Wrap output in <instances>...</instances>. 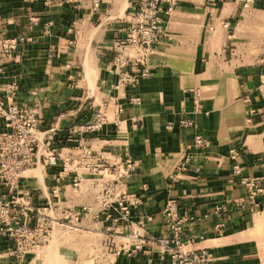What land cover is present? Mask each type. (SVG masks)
I'll return each mask as SVG.
<instances>
[{
	"label": "crops",
	"instance_id": "1",
	"mask_svg": "<svg viewBox=\"0 0 264 264\" xmlns=\"http://www.w3.org/2000/svg\"><path fill=\"white\" fill-rule=\"evenodd\" d=\"M245 2L178 0L165 37L148 55L150 73L129 86L113 62L130 18L128 0H99L98 6L94 0H0L5 102H39L40 130L55 128L53 146L63 156L80 145L108 161L129 155L136 169L121 187L141 197L131 224L114 222L101 210L100 172L72 164L57 181L58 168L45 167L42 157L19 192L32 193L29 224L37 223L39 210L52 229L48 243L23 264H171L155 241L173 235L163 214L171 198L185 239H193L185 249L207 248L210 264H264V209L252 215L238 206L246 189L240 175L233 178L235 164L243 176L264 175V0ZM5 37L18 39L11 58L2 54ZM118 105L123 109L116 113ZM99 109L110 118L100 131H73ZM197 134L210 145L196 148ZM188 155V171L179 172ZM75 170L82 175L77 186ZM0 195L9 196L2 183ZM83 206L78 220L66 218L64 211ZM136 230L154 241L131 251ZM11 246L0 234V264L14 261ZM55 255L60 259L52 260Z\"/></svg>",
	"mask_w": 264,
	"mask_h": 264
},
{
	"label": "built area",
	"instance_id": "2",
	"mask_svg": "<svg viewBox=\"0 0 264 264\" xmlns=\"http://www.w3.org/2000/svg\"><path fill=\"white\" fill-rule=\"evenodd\" d=\"M251 1L246 0L245 6ZM94 3L98 6L99 0H94ZM177 3L178 0H128L127 12L130 18L125 35L114 45L113 58L126 85L135 86L141 76L150 73L148 55L165 37L167 21ZM17 43V38L5 37L2 40V54L11 58ZM3 72L4 69L0 66V74ZM8 88L11 93L18 90L15 83H11ZM132 99L138 100L134 97ZM246 100L249 101V98L247 97ZM122 109L123 106L118 105L115 112L119 113ZM256 112L254 108L249 111L250 115ZM42 121L43 113L39 102L32 105L7 103L0 93V126L2 127L0 128V183L7 187L9 194V196L0 195V234L12 241L8 256L14 257V261L1 264H23L27 254L37 253L49 241L52 227L45 219V214L36 210L40 217L35 225L29 224L25 216L27 217L28 212H35L31 206L32 193L28 189L19 192L21 179L30 169L37 166L42 157L45 167L58 168L54 173L57 181L66 178L68 171L72 170V164L77 167H92L100 172L105 178L99 194L102 202L101 210L114 222L124 220L131 224V209L141 203L138 194L121 187L124 180L136 169V162L129 155L121 160L108 161L101 154L94 153L90 146L80 145L63 156L53 146L55 128L41 131ZM109 121L106 111L99 109L89 121L74 126L73 131L80 135H93ZM248 121L251 122L252 117H248ZM43 133L47 138L43 139ZM194 145L196 148H204L210 145V141L203 135L197 134ZM42 147L43 152L40 151ZM237 154L235 148L231 150L232 159H236ZM192 158L193 155L183 158L178 163L177 170L188 171ZM241 174V167L235 164L233 178L240 175V181L246 189V195L238 201V206L253 215L264 209V175ZM81 181L82 175L75 170L73 184L77 186ZM57 191L55 187L53 194L56 195ZM86 208L85 206L80 209L70 208L64 211V214L66 218L78 220ZM163 214L166 225L173 231V235L161 236L155 241L170 254L171 264H210L213 253L207 248L185 249V245L193 239L184 237V219L179 215V204L176 199L171 198L167 202ZM218 227L221 230L222 224H218ZM132 238L134 248H129L131 251L139 249L143 243L154 241L143 237L139 230L134 231Z\"/></svg>",
	"mask_w": 264,
	"mask_h": 264
},
{
	"label": "rangeland",
	"instance_id": "3",
	"mask_svg": "<svg viewBox=\"0 0 264 264\" xmlns=\"http://www.w3.org/2000/svg\"><path fill=\"white\" fill-rule=\"evenodd\" d=\"M71 238V237H70ZM45 250V252H46V249H44ZM44 252V253H45ZM52 258V257H51ZM57 259H60V257L59 256H57V255H55V256H53V258H52V260H57ZM54 264H57L56 262L54 263Z\"/></svg>",
	"mask_w": 264,
	"mask_h": 264
}]
</instances>
